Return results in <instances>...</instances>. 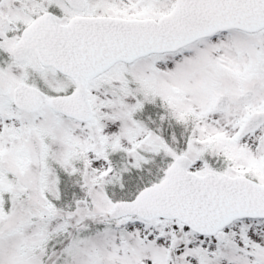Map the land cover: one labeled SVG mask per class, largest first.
I'll return each mask as SVG.
<instances>
[{
    "label": "snow or ice",
    "instance_id": "snow-or-ice-1",
    "mask_svg": "<svg viewBox=\"0 0 264 264\" xmlns=\"http://www.w3.org/2000/svg\"><path fill=\"white\" fill-rule=\"evenodd\" d=\"M0 264H264V0H0Z\"/></svg>",
    "mask_w": 264,
    "mask_h": 264
}]
</instances>
